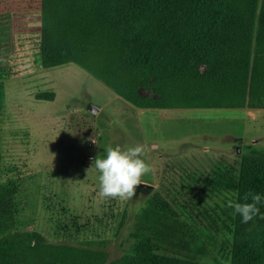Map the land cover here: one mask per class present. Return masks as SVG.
<instances>
[{"label":"rangeland","instance_id":"1","mask_svg":"<svg viewBox=\"0 0 264 264\" xmlns=\"http://www.w3.org/2000/svg\"><path fill=\"white\" fill-rule=\"evenodd\" d=\"M247 1L232 0L231 7L249 23L252 60L261 0L256 7ZM143 3L156 8L148 18L155 20L154 31H137V39L161 79L169 67H180L189 42L202 41L205 8L201 0L189 13L180 5L179 14L165 21L166 4ZM42 23V0H0V182L18 183L10 232L28 234L32 244L42 234L53 244L98 251L104 264H112L135 249L141 216L152 212L205 243L206 254L198 246L192 251L199 260L229 264L226 220L220 215L231 191L222 177L238 176L245 155L264 151V108L137 106L75 62L44 67ZM198 70L204 74L206 64L199 61ZM156 90L142 91H161ZM93 103L100 106L96 113ZM136 144L149 147L154 171L143 180L153 187H137L128 201L100 197L94 159L104 157L108 147Z\"/></svg>","mask_w":264,"mask_h":264},{"label":"trees","instance_id":"2","mask_svg":"<svg viewBox=\"0 0 264 264\" xmlns=\"http://www.w3.org/2000/svg\"><path fill=\"white\" fill-rule=\"evenodd\" d=\"M158 1L166 4L161 14L165 21L179 14L175 11L180 5L189 13L200 3L156 0V4ZM231 1L201 0L206 16L202 41L189 42L180 53V67H169L165 77L158 79L137 39V31H154L155 20H148L156 10L154 6L147 7L143 0H42L41 64L53 67L75 62L140 107L264 108V0L260 3L252 60L254 36L248 32V21L232 12ZM249 1L250 6H259V0ZM166 7H172V11ZM156 25L160 27V23ZM203 40H209L210 46ZM149 48L153 50L152 45ZM199 61L206 64L204 74L198 70ZM151 62L155 63V58ZM151 71H155L153 75ZM143 87H159L161 91L144 93ZM2 98L0 81V102ZM222 180L231 191L220 215L226 220L223 232L229 238V264H264V219L257 216L243 223L240 215L227 207L229 198L245 203L251 202V195L247 201L243 199L246 193L264 196V151H250L243 157L240 174ZM17 192L16 180L0 182V264L106 263L98 251L53 244L42 234L32 244L28 234L11 233ZM258 207L264 214V202ZM140 222L139 243L112 264H209L192 253L198 246L197 252L206 254L205 243L198 244L196 235L182 226L169 224L152 212L143 214Z\"/></svg>","mask_w":264,"mask_h":264},{"label":"clouds","instance_id":"3","mask_svg":"<svg viewBox=\"0 0 264 264\" xmlns=\"http://www.w3.org/2000/svg\"><path fill=\"white\" fill-rule=\"evenodd\" d=\"M93 143H96L95 140ZM105 152L104 157L97 156L93 162L99 173L100 197L119 201L132 200L137 187L145 185L143 177L154 171L148 162L149 147L142 144L115 146L106 148ZM249 195L251 202L239 203L231 198L227 201V207L232 208L234 214H239L243 223H248L257 216L264 219V214H261L258 207L264 202V196L259 193H246L243 199L247 201Z\"/></svg>","mask_w":264,"mask_h":264},{"label":"water","instance_id":"4","mask_svg":"<svg viewBox=\"0 0 264 264\" xmlns=\"http://www.w3.org/2000/svg\"><path fill=\"white\" fill-rule=\"evenodd\" d=\"M99 110H100V106H97V105L94 104V103L91 105V111H92L93 113H96V112H98ZM138 187L152 188L153 185L150 184V183H148V182H145V185H140V186H138Z\"/></svg>","mask_w":264,"mask_h":264}]
</instances>
